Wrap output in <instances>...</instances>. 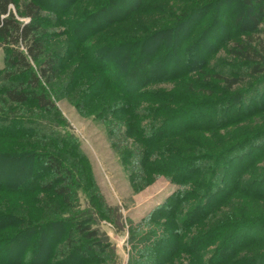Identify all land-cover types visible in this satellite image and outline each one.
<instances>
[{
  "label": "trees",
  "instance_id": "16d2710c",
  "mask_svg": "<svg viewBox=\"0 0 264 264\" xmlns=\"http://www.w3.org/2000/svg\"><path fill=\"white\" fill-rule=\"evenodd\" d=\"M48 1L0 0V49L5 55L4 68L0 71V131L8 129L16 137L27 135L37 140H50L48 142L57 146L63 139L48 129L44 119L42 126L38 119L14 116L16 107L20 109L31 104L45 114L55 110L47 90H51L59 76L63 50H50L46 45L50 33L44 11L51 10L50 4L56 3L55 0ZM144 1L104 0L99 8L86 14L85 19H77L76 24L80 28L81 23H92L87 37H93L99 31L105 32L117 23L128 21L135 13L142 14L137 11ZM239 3L245 12L238 13L232 20L237 29L231 31L219 24L222 27L217 31L222 36L213 46L206 42L201 44L198 38L188 43L193 30V26L188 32L186 29L193 25L191 8L179 10L177 14L162 8L160 14L172 16V21L155 27V21L151 19V25L138 36L132 34L123 39L120 32H106L99 44L104 53L96 56L94 51L91 58L94 63L90 69L105 76L100 83L102 90L110 88L119 93L115 96L109 94V100L99 113L114 118L111 129L117 137L129 134L136 144L142 145L139 150L142 153L131 150L128 153V150L126 160L138 168H151L154 174L168 176L178 186L145 217L149 228L147 262L133 264H264V130L229 147L224 144L216 149H206L201 157L185 152L153 164L149 154L150 150L166 144L173 136L219 130L225 122L239 123L241 119L264 110L263 83L246 90L249 94L256 89L246 104L245 101L234 104L236 99L228 94L248 74H264V39L255 37L264 20V1L239 0ZM179 21L186 22L176 26ZM188 22L191 23L186 26ZM225 30L230 31L228 36ZM79 33L74 29L71 36L82 44L84 36ZM111 33L118 39L127 40L115 43L109 39ZM156 39L162 45L169 41L168 49L154 44ZM202 47L209 51L207 57H202ZM222 48L228 63L220 67L209 65L211 55ZM120 49H127L121 55H129L128 64L121 65L106 58ZM226 68L222 74L221 70ZM189 73H195V76L183 83L189 91L183 90L182 93L193 92L194 95L182 97L160 92L154 96L141 92L147 84L165 82L173 74L186 77ZM114 77L116 80L112 82ZM209 78L215 82L207 83ZM97 82L93 80L84 86V100L100 89ZM191 86L198 89L190 90ZM220 86L225 90L223 97L212 98L217 90H222ZM136 99L150 101L159 107L132 108ZM256 103L258 109L253 108ZM175 104L180 107L172 108L171 105ZM125 115H130L133 120L122 118ZM26 125L33 127L26 129ZM27 156L33 159V163H39L45 176L43 180L36 185L35 178L23 189L9 186V180L12 185L18 184L19 175L10 174L9 177V166L2 163L0 190L17 194L41 190L59 198L63 207H72V199L78 196L73 190L72 169L64 163L63 156L44 149L28 152ZM20 157L22 155L16 157L0 152V158L11 159L10 162H16ZM100 204L104 203L100 201ZM79 214L76 211L71 218L74 222L56 214L57 219L32 225L20 222L21 218L14 220L11 214L0 211V264H104L102 252L114 256L113 248L94 226L93 219L81 218ZM34 225L38 226L36 240L32 236ZM6 230L13 232L6 233ZM8 233H12V237L8 238ZM255 248L260 251H253ZM11 249L14 254L10 253Z\"/></svg>",
  "mask_w": 264,
  "mask_h": 264
},
{
  "label": "rangeland",
  "instance_id": "374dc122",
  "mask_svg": "<svg viewBox=\"0 0 264 264\" xmlns=\"http://www.w3.org/2000/svg\"><path fill=\"white\" fill-rule=\"evenodd\" d=\"M103 1L55 0L56 3L54 5L50 4L52 9L44 11V14L47 15L45 18L48 20L47 29L50 33L46 45L50 50H63L59 76L51 90H47V95L52 100L55 110L45 114L33 104L27 107L22 106L20 109H18L19 107L15 108L14 116L24 115L28 120L31 118L38 119L42 126L44 119L48 129L62 137L63 141L59 142L60 145L55 146V143L48 142L50 140H37L27 135L16 137L8 129H1L0 131V152L16 155V157L22 155L16 162H10L11 159L4 160V158H0V166L2 163L9 166L8 174L6 173L9 177L12 174L13 176L14 174L19 175V179L16 180L18 184L15 183L16 186L12 185L11 180H9V186L23 189L26 184L35 178L37 179L35 181L36 185L43 180L45 176L44 172L41 173L39 163H33V159L28 158L27 153H34L44 149L49 152H59L63 156L64 163L69 169H72L75 184L73 190L76 191L78 198L74 197L72 199L73 205L69 208L63 207L59 198L41 190H36L29 194H17L12 191L0 190V211L11 214L14 220L21 218L20 222L24 224L30 222L32 225L39 223L42 225V222L54 218L57 219L58 215L56 217V214L72 221L71 218L74 217L75 212H80L81 218L90 217V219H93L94 226L101 234H104L113 248L114 256L110 253L107 254V251L102 252L104 264L145 263L147 262L145 254L148 246L149 229L146 225L145 217L154 207L161 204L174 192L178 186L173 184L168 176L152 173L155 171H152L147 163L150 169H144L145 167L138 168L137 165H131L126 160L128 159L126 155L130 153V150L142 153V151H139L142 145L136 144V140L129 134L125 137H117L113 129H111V125H113L111 120L114 118L99 113V109L102 106L104 107L107 100H109V94L113 93L115 96L119 93L117 90L114 91L110 88L102 90L100 83L105 76L103 73L90 69L94 63H92L91 58L94 55V51L96 56L104 53L99 44L102 43L100 42L101 37L106 32V34L120 32V38L123 39L127 38V35L138 36L142 30L151 25V19L155 21V27L172 21V16L168 17L160 14L162 8H166V12L173 11L172 13L174 14L179 13V10L185 11L191 8L189 12L191 14L194 13L190 17L193 25L188 26L191 23L188 22L186 29L188 32L193 26V30L188 43L198 38L201 44L206 42L212 46L222 36L217 31V28L224 26L231 31L236 30V24H233L232 20L238 13H244L245 9L239 3V0H145L141 9L137 11L143 12L142 14L135 13L127 19L128 21L117 23L105 32L104 30L99 31L93 37L88 38L87 36L90 34L88 27L93 26L92 23L88 25L81 23L79 28L76 21L77 19H85V15L99 8ZM204 10L208 12L204 13ZM203 18L205 19L202 20ZM181 23L179 21L176 26ZM219 24L222 26H218ZM259 28L260 32L255 37L261 40L264 39V20L261 21ZM74 29L79 31L80 35L83 33L84 42L82 44L78 43V39L75 40L71 36V32ZM226 31V36H228L230 31L228 33ZM215 34L219 35L215 36ZM109 39L115 43L127 40L118 39L112 33ZM153 43L158 44L163 49H168L170 45L169 41L162 45V42L158 39L154 40ZM125 50L127 49L114 51L107 55L106 58L117 61L121 65L128 64L130 62L129 55L124 57L121 55ZM200 52L202 57L209 55V51L204 48ZM172 53L176 56L173 51ZM4 56L3 49H0V71L4 68ZM223 63L227 64L228 62L222 48L211 55L208 64L215 67L219 65L218 67H220L224 65ZM226 70L227 68L222 69V74ZM172 76L165 82L147 84L142 88L141 92H149L154 96H157L160 92L168 95L178 94L182 95V97L191 96L193 92L182 93L183 90L189 91V89L184 87L183 83L189 82L188 78H193L195 73H189L186 77H177L175 74ZM115 78L111 81L114 82ZM93 80H98L97 84L100 85V89L96 90V94L90 95L89 99L86 97V100H84L82 96L84 86ZM206 82L211 84L215 80L209 78ZM262 83L264 84V74L259 76H250L248 74L237 87L229 90L228 94L233 99H236L234 104L239 101H245L244 103L246 104L248 97L256 92V89L249 94L246 90L254 89L253 86L255 84ZM215 84L217 85V83ZM191 87L190 90L198 89ZM224 91L223 88L222 90H217L212 95V98L223 97ZM246 94H248L247 97L245 96ZM228 101L230 103L233 102L231 100ZM149 106L159 107V105L150 101L136 99L132 108ZM163 106L169 107V105ZM171 107L177 108L180 105L175 104L171 105ZM253 108L258 109L259 105L256 103ZM130 117V115H125L122 118H129L132 121L133 118ZM205 119H208V117L205 116ZM240 121L233 124L225 122L228 125L224 123L222 125L224 127L219 130L193 131L186 133L185 136H173L172 139L167 140L166 144L155 150H150L149 154L152 156V163H159L163 158H171L174 154L181 156L185 152H192L193 155H200L201 157V154L206 152V149H216L224 144L229 147L235 142L242 141L250 134L264 130V110L255 116L241 119ZM109 124L110 127H108ZM30 126L33 127V125ZM30 126L26 125V129H29ZM203 143L207 146L203 145ZM128 150L129 152L127 153ZM2 182L0 183L2 184ZM100 201L104 204H100ZM57 210L59 213H57ZM32 230V236H35L33 239L36 240L38 226L34 225ZM5 232L13 231L6 230ZM12 235V233H8L7 236L10 238ZM252 250L260 251L257 248ZM12 251L13 249L10 250V253L14 254Z\"/></svg>",
  "mask_w": 264,
  "mask_h": 264
}]
</instances>
